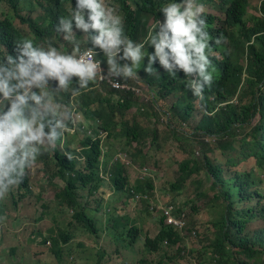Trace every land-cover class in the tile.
Here are the masks:
<instances>
[{
	"label": "trees",
	"instance_id": "obj_1",
	"mask_svg": "<svg viewBox=\"0 0 264 264\" xmlns=\"http://www.w3.org/2000/svg\"><path fill=\"white\" fill-rule=\"evenodd\" d=\"M169 2L105 0L107 6L121 14L123 34L135 42L145 41L151 20H163L160 9ZM196 2L210 5L218 11L201 13L212 48L209 70L213 77L211 83L204 86L203 98L193 96L185 86L188 77L182 70L170 75L158 58L153 62V72H147V53L153 52L154 47L145 43L146 55L134 74L150 91L147 100H142L132 91L98 86L97 78L83 88L75 75L66 90L58 89L54 79L47 85L53 94V102L67 112L66 125H70L69 113L72 103H75L86 116L88 127L94 129L99 126L108 132L105 152L100 139L94 140L92 136L83 134L82 149H72L66 141L64 148L68 154H65L58 147L60 135L51 145L52 149L45 145L37 157L45 165L51 159L57 169L56 176L65 182L63 187L54 184L55 200L60 207L72 210L69 225L75 223L90 235L97 234L98 224L90 211H98L110 188L133 202L143 201L147 207H155L156 188L151 177L138 175L131 182L130 165L120 159L113 163L110 181L104 186L99 166L108 163L117 152V147H114L117 140L125 142L126 147L135 142V150L128 149L127 152L134 163L144 165L148 154L143 151V145L149 138L152 145L157 144L159 130L141 117L132 116L129 111L136 105L137 113L145 118L153 116L160 119L161 114H166L169 133L181 142L183 154L188 155L178 162V176L170 184V190L179 193L192 175L204 171L210 185L200 195L207 196L209 191L213 192L211 203L215 213L209 220L213 232L201 256L207 264H264V0H260L258 14L249 11L251 0ZM6 4L7 8L0 13V61L9 54H17L14 49L20 40L31 38L35 44L45 48L52 45L65 53H71L76 44L82 50L87 43L96 50V57L102 60L103 66L109 69L106 52L92 41V36L98 34L97 30L84 32L73 22L74 39H64L66 33L59 28L60 19L70 18L75 0H6ZM218 38L220 42L216 43ZM116 57L120 66L131 63L121 58L122 52ZM116 75L122 80L128 78L123 74ZM170 100L168 108H160L158 101ZM192 121L191 130H186L185 126ZM57 131L61 133L60 129ZM19 186L25 187L26 193L31 192L27 174L19 177ZM95 193L100 195L96 199L100 207L90 210L89 200L82 203L81 198L87 199ZM167 204L174 205L176 215L186 212V204L175 200ZM192 207L198 212L195 205ZM185 214L187 227L182 234L174 225L166 223L161 213L157 234L154 237L144 234L145 250L153 253L164 246L177 248V252L184 256L185 248H180L181 241L193 231L189 214ZM111 229L120 235L127 232L129 245H134L142 237V229L130 215L114 216ZM55 232L50 229L52 250L61 259L62 245L70 242L75 234L63 229ZM46 240L43 239L44 242ZM165 257L158 264H167ZM195 258L197 264L204 263L199 257Z\"/></svg>",
	"mask_w": 264,
	"mask_h": 264
},
{
	"label": "clouds",
	"instance_id": "obj_2",
	"mask_svg": "<svg viewBox=\"0 0 264 264\" xmlns=\"http://www.w3.org/2000/svg\"><path fill=\"white\" fill-rule=\"evenodd\" d=\"M85 9L88 11L85 12ZM203 10V5L196 0H170L160 9L163 20L158 19L152 24L155 31L150 27L145 41L135 42L123 34L122 17L114 8L107 6L105 0H75V9L70 18H61L59 28L66 33L64 39L69 41L74 39L73 22L77 29L84 32L97 30L98 34L92 36L93 44L106 52L110 66L107 70L102 63V68L110 74H123L128 78L134 75V70L145 57L147 43L154 47L153 52L147 53V72H153V62L158 58L160 65L170 75L174 76L176 70H182L188 77L185 86L193 96L203 98L204 86L210 84L213 78L209 70L212 48L205 30L206 21L201 16ZM219 42L218 38L216 43ZM94 50L88 48L80 51L79 44H76L71 53H65L52 45L45 48L35 44L31 38H24L16 44L15 56L9 54L0 61V195L8 190L10 184L18 181L25 167L34 163L41 149L45 145L51 147L60 135L58 147H65L66 135L78 133L92 136L94 140L100 139L105 152L108 132L99 126L94 129L88 127L86 116L78 109L75 112L81 115L80 124L85 127L71 132L74 110L71 109L69 113L70 125H66L67 112L53 102V94L47 87L49 80L54 79L58 89L66 90L73 75L78 77L81 88L95 80L101 72L102 60L94 59ZM118 52H122V59L131 63L118 65ZM128 78L123 80L128 82ZM136 80L139 81L137 77ZM72 106L77 105L72 103ZM97 122L100 123L99 120ZM101 130L106 132L104 138L100 136ZM81 149L80 145L77 150ZM62 151L68 154L65 148ZM117 153L108 163L99 166V176L104 186L105 182L110 181L113 163L121 159L115 158ZM125 153L133 164L127 150ZM47 243L50 244L51 240H47Z\"/></svg>",
	"mask_w": 264,
	"mask_h": 264
},
{
	"label": "rangeland",
	"instance_id": "obj_3",
	"mask_svg": "<svg viewBox=\"0 0 264 264\" xmlns=\"http://www.w3.org/2000/svg\"><path fill=\"white\" fill-rule=\"evenodd\" d=\"M259 3L260 0H251L249 11L258 14ZM6 8V0H0V13L2 9ZM203 9V11L218 12L210 5L203 6ZM119 15L121 16V14ZM150 23L151 29L154 31L153 21L151 20ZM85 48H91V46L86 43ZM135 78V74L130 76L128 83L139 88L136 93L142 100H147L150 91L146 85L135 81ZM170 103L171 100L158 101L161 109L168 108ZM72 109L81 111L78 106H74ZM129 112L132 116L141 117L146 123L150 122L151 126L158 128L159 142L152 145L151 138L147 139L142 148L148 154L147 158L145 157L147 162L142 166L139 165L140 162L132 164L127 161L128 156L125 151L135 150V146H137L135 142L126 147L125 142L117 140L114 144L118 151L115 158L119 157L125 164L130 165L128 173L131 182L138 175H148L153 179L157 197L154 199L155 207H147L143 201L133 202L120 193L114 196L113 188L108 189L107 193L109 191L114 193L106 195L101 207L96 202V199L100 198L99 194L90 195L87 199L82 197V203L89 200L90 210L100 207L98 211L89 210L94 214L99 228L97 234L90 235L83 231L82 226L79 227L75 223L69 225L72 220V210L60 207L55 200L56 187L54 184L63 187L65 182L56 176L57 169L51 159L45 165L37 157L30 167H25L23 172L28 176V184L32 186L31 192L26 193V188L19 186L18 178L16 183L10 184L8 190L0 195V264H158L163 256H166L164 260L167 264H197L196 256L201 262H204L203 264H207L201 253L203 247L209 244L208 238L213 232L209 220L215 211H213L211 203L213 192L209 191L207 196H201L200 192L209 188L210 180L204 171H201L192 175L179 193L170 190V184L178 176V162L188 155L183 154L184 152L180 148L181 142L174 139L169 133L170 129L166 125L168 116L161 114L160 119L153 116L145 118L137 113L136 105ZM174 125L177 126L176 121H174ZM192 126L193 121L188 123L185 128L191 130ZM81 138L82 136L78 133H69L65 140L69 143L70 148L77 149L80 147ZM110 141L113 140L110 139ZM59 148L63 150L64 146L60 145ZM117 196L119 197L117 198ZM170 200L187 205L185 213L189 214L193 228V231L188 232L187 237L181 241L180 248H185L184 256L181 255V252H177V248L163 246L161 250L153 253L147 252L144 248V234L148 233L151 237L157 234L158 219L162 213L160 208ZM193 205L198 208V212L193 209ZM117 215H130L137 220V224L142 229V237L134 245H129V238L125 234L127 232L121 235L118 231L116 234L113 233L111 224L114 216ZM255 224L252 226L254 227ZM50 229H54L56 232L63 229L75 234L70 242L62 245L61 259L57 258L52 250L51 236L53 234L50 233ZM44 238L51 240V243L48 244L47 240L44 242Z\"/></svg>",
	"mask_w": 264,
	"mask_h": 264
},
{
	"label": "built area",
	"instance_id": "obj_4",
	"mask_svg": "<svg viewBox=\"0 0 264 264\" xmlns=\"http://www.w3.org/2000/svg\"><path fill=\"white\" fill-rule=\"evenodd\" d=\"M88 48L82 49L80 51H84ZM94 50V49H93ZM121 50H122V46H121ZM94 52H96L94 50ZM120 53V52H118ZM94 59H98L95 55ZM100 60V59H98ZM101 62V60H100ZM137 81V80H136ZM97 82H98V86H103V85H108L111 86L112 88L115 89H123V90H128V91H132V92H138L139 88H137L134 85L129 84L128 82L124 81L121 79L120 76L118 75H113L110 74L107 70L102 68V62H101V72L98 74L97 76ZM115 84V86H114ZM80 117L81 115L79 113H76L75 111H73L72 113V121L73 124L70 128L71 132L76 131L79 127L84 128V124H80ZM100 136L101 137H105L106 136V132L104 130L100 131ZM127 154V153H126ZM128 156V154H127ZM128 162H130V159H127ZM140 195H137V198H139ZM162 211V215L164 216V220L166 223L168 224H172L174 225L182 234L185 233V229L187 227L186 225V214L184 212H182L180 215H176L174 213V205L172 204H166L163 207L160 208Z\"/></svg>",
	"mask_w": 264,
	"mask_h": 264
},
{
	"label": "crops",
	"instance_id": "obj_5",
	"mask_svg": "<svg viewBox=\"0 0 264 264\" xmlns=\"http://www.w3.org/2000/svg\"><path fill=\"white\" fill-rule=\"evenodd\" d=\"M111 193H114V192H111ZM117 195V192L114 194V196H116ZM119 196H117V198H118Z\"/></svg>",
	"mask_w": 264,
	"mask_h": 264
}]
</instances>
